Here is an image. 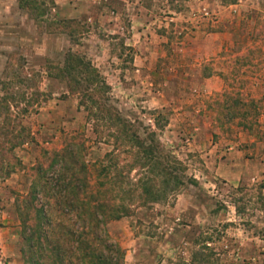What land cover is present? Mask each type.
Instances as JSON below:
<instances>
[{"label":"rangeland","instance_id":"rangeland-1","mask_svg":"<svg viewBox=\"0 0 264 264\" xmlns=\"http://www.w3.org/2000/svg\"><path fill=\"white\" fill-rule=\"evenodd\" d=\"M92 91L180 179L108 224L122 264H264V0H0V264H29L24 198L53 160L88 163L92 187L102 166L153 176L88 116ZM245 104L251 134L229 113Z\"/></svg>","mask_w":264,"mask_h":264},{"label":"trees","instance_id":"trees-1","mask_svg":"<svg viewBox=\"0 0 264 264\" xmlns=\"http://www.w3.org/2000/svg\"><path fill=\"white\" fill-rule=\"evenodd\" d=\"M221 1L233 4L237 0ZM92 92L86 95L91 102L87 108L88 116L93 121H114L115 147L125 145L132 150L142 148V151L131 152L133 161L142 169L148 170L150 167L149 173L153 176L132 181L119 173L111 178L109 168L102 166L99 171L97 169V178L101 182L92 187L89 180L94 176L91 172L96 170L88 163L76 159L66 161L63 157L53 160L61 164L59 170L48 176L43 174L34 183L29 196L24 198L26 208L30 209L21 215L24 216V229L30 220H34L26 237L29 264H122L124 249L109 239L108 224L133 214L134 208L128 199L138 203L144 200L155 202L166 196L168 187L169 191L179 187L180 179L173 174L176 166H171L170 157L161 148L154 150L150 146L142 147L144 139L135 131L134 125L108 107L104 96L99 98L102 92ZM247 96L232 93L235 102L253 104L255 100ZM247 104V110L241 112L233 108L229 113L232 118L238 117L242 130L251 134L258 128L262 112L255 107L248 108ZM159 115L156 114V119ZM155 126L157 129L162 128L157 121ZM146 133L152 140L154 131ZM105 158L113 160V152L106 153ZM155 167L156 171H153ZM170 178L176 183L173 188L166 182ZM28 214L32 215V219L27 218Z\"/></svg>","mask_w":264,"mask_h":264}]
</instances>
